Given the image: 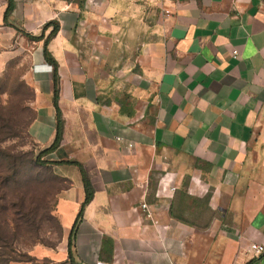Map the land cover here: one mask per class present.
Returning a JSON list of instances; mask_svg holds the SVG:
<instances>
[{"label":"crops","instance_id":"1","mask_svg":"<svg viewBox=\"0 0 264 264\" xmlns=\"http://www.w3.org/2000/svg\"><path fill=\"white\" fill-rule=\"evenodd\" d=\"M119 3L12 0L4 18L7 0H0V48L26 45L40 68L29 71V132L41 149L56 134L51 66L43 40L25 33L38 36L46 22L59 24L47 49L58 63L62 138L45 159L68 182L55 209L62 237L55 247L34 246L33 262L16 264H66L85 196L79 169L57 163L66 159L82 164L94 188L73 241L81 264H264V252H248L250 243L264 244V0H163L164 36L143 42L137 59L148 91L138 108L98 99L75 64L62 62L76 56L82 19L117 17ZM11 55L3 51L0 64ZM155 169L159 176L151 179ZM180 186L204 202L195 212L201 223L180 213Z\"/></svg>","mask_w":264,"mask_h":264},{"label":"rangeland","instance_id":"2","mask_svg":"<svg viewBox=\"0 0 264 264\" xmlns=\"http://www.w3.org/2000/svg\"><path fill=\"white\" fill-rule=\"evenodd\" d=\"M116 6L117 17L82 19L74 32L76 58H63L62 62L66 68L69 64H75L73 66L79 73L77 77L83 82H90L98 99L105 101L113 98L123 105L132 107L135 104L138 108L148 91L139 77L137 59L143 42L164 36L165 26L160 20L161 10L154 4L144 0H120ZM5 50H13V55L0 64V148L23 153L25 160H32L42 150L29 132L35 116V91L29 76L32 50L26 45L22 47L19 42L13 43L11 48L1 47L0 54ZM46 157L42 158L46 160ZM159 173L158 169L153 170L151 179L157 178ZM65 186L67 183L54 175L48 166L22 165L11 189L14 196L12 201L20 203L23 199L25 204L32 205L36 227L31 238L13 241L15 248L29 254L36 245L58 246L62 228L55 209L57 195ZM178 193L180 213L189 222L201 223L204 220L202 215L195 212L200 211L204 202L187 198L182 186L178 188ZM3 226H0V230H10L8 226ZM38 260L41 264H49L46 260Z\"/></svg>","mask_w":264,"mask_h":264},{"label":"trees","instance_id":"3","mask_svg":"<svg viewBox=\"0 0 264 264\" xmlns=\"http://www.w3.org/2000/svg\"><path fill=\"white\" fill-rule=\"evenodd\" d=\"M12 10V0H7V7L4 13V18ZM50 27V31L44 37V32ZM59 24L56 20L46 22L41 29V34L33 36L25 33L26 37L33 41L43 40L42 55L44 60L51 66V78L53 84V105L56 111V134L52 144L40 151V153L34 157V159H26L25 154L14 153L5 151L0 148V226H8L10 230H0V264H12L13 262H33L29 254L22 252L20 249L15 248L12 245L13 241L24 240L31 238L35 232L36 216L35 209L32 208L30 203L25 204V201L21 199L20 203L12 201L13 194L11 189L14 187L15 178L19 174L23 164L29 166H48L51 168V164L55 162L44 160L42 157L51 153L59 148V144L62 138V119L61 112L58 107V93H59V76H58V63L52 57L47 49L49 40L57 33ZM57 163H64L76 166L81 174L83 188H84V200L81 203L77 212L76 218L72 224L70 233L67 239V259L66 264H81L77 259L75 252L73 251V241L75 238L76 230L85 205L91 200L94 188L84 170L82 164L76 160H58ZM52 170V169H51ZM55 175V174H54ZM57 176V175H56ZM59 177V176H57ZM62 179L65 183L68 182ZM11 180V181H10ZM11 182V185H10ZM9 185V186H8ZM65 186V187H67ZM64 188V187H63ZM62 189V188H61ZM3 226V227H4ZM52 247V246H51Z\"/></svg>","mask_w":264,"mask_h":264},{"label":"built area","instance_id":"4","mask_svg":"<svg viewBox=\"0 0 264 264\" xmlns=\"http://www.w3.org/2000/svg\"><path fill=\"white\" fill-rule=\"evenodd\" d=\"M148 3H152V4H156L157 7L161 10V11H165L167 12V10L163 9V0H146ZM233 54H236V51L233 52ZM43 66H46L50 69V66H48V64H43ZM39 65L34 64V63H30L29 64V71L31 72H36L38 71ZM140 208L142 209V211L146 212L147 217H150V211H149V207L146 203H142L140 205ZM248 252L252 253L253 255H260L261 253L264 252V244H259L256 242H252L249 244L248 246ZM96 264H106L103 262H97Z\"/></svg>","mask_w":264,"mask_h":264}]
</instances>
